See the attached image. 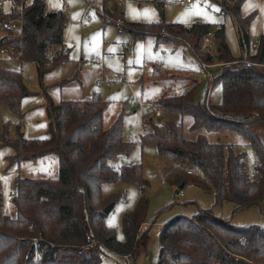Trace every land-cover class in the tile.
<instances>
[{
    "label": "trees",
    "instance_id": "trees-1",
    "mask_svg": "<svg viewBox=\"0 0 264 264\" xmlns=\"http://www.w3.org/2000/svg\"><path fill=\"white\" fill-rule=\"evenodd\" d=\"M245 0H224L222 13L233 15L244 55L232 56L225 42L224 27L215 31L210 24L167 22L120 24L133 37L142 40L154 34L158 42L186 41L202 66L214 56L201 50V40L213 34L220 41L217 60L221 68L213 85L222 86L219 104L197 103L194 86L178 96L162 98L154 104L163 112L190 114L193 129L235 130L246 138L258 155L254 176L247 171L246 155L232 145L210 142L204 135L196 140L183 136L173 121L155 123L139 141L126 140L121 119L104 129L106 103L98 94L83 101L62 100L50 106L53 122L44 139H27L20 134L10 139L0 133V144L14 149L10 164L58 158L56 178L17 177L13 181L15 218L0 216V264H101L106 251L134 260L144 251L148 227L149 200L141 197L136 208L123 216L124 241L105 228L104 220L115 209L118 197L103 199L102 186L122 182L145 190L142 165L122 163L139 144H153L164 160L179 166L171 181L181 189L196 185L215 195L217 204L231 202L234 212L264 204V32L250 51L247 28L255 17H242ZM6 20L19 23L14 35H0V47L9 48L11 59L33 62L39 77L68 60L63 49L66 20L62 11L50 12L45 0H12L10 13L0 10V25ZM14 30V29H12ZM253 47V45H252ZM251 62V66L247 63ZM165 77L154 65L151 79ZM30 92L21 73L0 65V103L19 111L21 100ZM173 168V165H171ZM192 171V173H188ZM158 264H264V228L235 226L211 209H199L193 217L179 216L165 223L159 235ZM93 244L96 247H91Z\"/></svg>",
    "mask_w": 264,
    "mask_h": 264
},
{
    "label": "rangeland",
    "instance_id": "rangeland-1",
    "mask_svg": "<svg viewBox=\"0 0 264 264\" xmlns=\"http://www.w3.org/2000/svg\"><path fill=\"white\" fill-rule=\"evenodd\" d=\"M33 0H26L30 4ZM229 1V0H227ZM47 10L62 11L66 20L63 49L68 60L39 77L37 65L33 62H19L11 58L0 60V65L21 73L30 95L21 100L19 111H13L9 104L0 103V133L15 139L22 134L27 139H44L53 117L50 106L62 100L83 101L98 94L106 103L103 115L104 129H109L117 119L122 122L123 137L128 140L127 131L139 126V114L130 108L133 96L144 101H155L178 96L194 86L193 98L197 103L219 104L223 90L219 83L210 84L217 78L221 65L217 60L220 41L213 34L201 40V50L210 52L214 61L207 64L206 71L186 41L167 40L158 42L154 34H147L142 40L134 41L132 35L119 22L122 15L126 23H152L161 20L160 11L167 22L189 25L200 22L210 24L215 31L224 27L225 42L235 58L244 55L238 40L237 23L230 13H222L224 0H192L180 3L178 0H45ZM0 10L7 14L12 10V0H3ZM252 13L254 19L247 28L250 51L264 32V0H245L241 7L242 17ZM89 18V20H87ZM11 20H6L8 22ZM0 25V35L5 29ZM16 35L19 23H13ZM100 58L102 65L97 64ZM160 65L166 75L152 80V68ZM210 77H204V74ZM117 75V77H115ZM102 81V83H99ZM155 123L173 121L180 124L183 136L196 140L204 135L210 142L232 145L235 152L246 155L247 171L254 176L258 155L244 136L235 130L219 132L193 129L194 118L190 114L163 112ZM150 129L149 122L144 124ZM14 154L11 146L0 144V216L15 218L17 209L13 203V181L17 177L56 178L59 164L56 156L37 161L10 164L8 158ZM142 165L143 178L148 182L145 190L137 184L113 182L102 186L103 199L118 197L115 209L104 220L105 228L115 232L124 241L123 216L133 211L141 197L149 200L147 211L148 227L144 251L132 264H158L160 231L165 223L179 217H193L199 209H211L214 214L228 220L235 226L256 225L264 228V204L261 207L234 212L235 205L225 202L217 204L215 195L205 192L196 185L180 188L171 181L179 166L164 160L153 144L135 147L129 159ZM173 165V168L172 166ZM101 264H127L126 258L106 251Z\"/></svg>",
    "mask_w": 264,
    "mask_h": 264
},
{
    "label": "built area",
    "instance_id": "built-area-1",
    "mask_svg": "<svg viewBox=\"0 0 264 264\" xmlns=\"http://www.w3.org/2000/svg\"><path fill=\"white\" fill-rule=\"evenodd\" d=\"M178 2H180V3H185V2L191 3L192 0H178ZM2 4H3V0H0V6H2ZM87 20H89V18H87ZM15 22L16 21L11 20V21L5 22L2 26L6 30H12L14 28L13 23H15ZM256 46H257V43L253 44V48H255ZM10 54H11V51L9 48L0 47V60L4 59V58H11ZM97 64L102 65L103 61L100 58H98ZM247 66H251V62H248ZM202 67H203V70L206 71L207 65L203 64ZM115 77H117V75H115ZM204 77H207V78L210 77L211 78L210 74H208V73L204 74ZM99 83H102V81H100ZM210 84L213 85L212 78L210 80ZM130 108L132 110H134V112L138 113L141 118L147 117L150 120H153V118H159L161 116V110L154 103L144 101L141 98L136 97V96H133V98L130 102ZM145 120H147V119H145ZM145 120H142L141 124L139 126H131L128 129V131H127L128 140L137 142V141H139L140 137L147 132V129L144 126ZM129 162H131V161L128 159H125L122 161V163H124V164L129 163ZM188 173L191 174L192 171H189ZM91 247L92 248L96 247V245L93 244ZM124 257L126 258L127 264H132L131 256L128 255V256H124Z\"/></svg>",
    "mask_w": 264,
    "mask_h": 264
},
{
    "label": "crops",
    "instance_id": "crops-1",
    "mask_svg": "<svg viewBox=\"0 0 264 264\" xmlns=\"http://www.w3.org/2000/svg\"><path fill=\"white\" fill-rule=\"evenodd\" d=\"M255 43H257V41H255L253 44H255ZM253 44H252V45H253ZM253 49H254V48H253ZM163 70H164V69H163ZM164 73H165V71H164ZM165 75H166V73H165ZM137 114H138V113H137ZM145 124H146V123H145ZM147 130H148V129H147Z\"/></svg>",
    "mask_w": 264,
    "mask_h": 264
}]
</instances>
